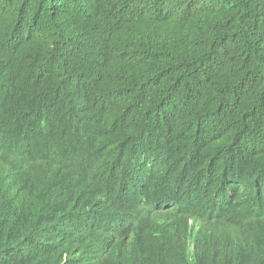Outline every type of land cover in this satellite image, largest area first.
I'll return each instance as SVG.
<instances>
[{"label":"trees","instance_id":"obj_1","mask_svg":"<svg viewBox=\"0 0 264 264\" xmlns=\"http://www.w3.org/2000/svg\"><path fill=\"white\" fill-rule=\"evenodd\" d=\"M172 190L264 227V0H0V264H147L103 233Z\"/></svg>","mask_w":264,"mask_h":264},{"label":"clouds","instance_id":"obj_2","mask_svg":"<svg viewBox=\"0 0 264 264\" xmlns=\"http://www.w3.org/2000/svg\"><path fill=\"white\" fill-rule=\"evenodd\" d=\"M172 191L166 198L136 199L131 205H136L144 218L127 224L123 221L109 224L110 229L103 233L108 248L121 245L124 238L125 242L139 249L138 254L146 259L147 264H169L177 253L186 254L187 264L218 261L231 264L238 248L245 249L249 255L256 251L264 253V227L261 219L256 220L255 213L247 220L248 232H251L248 241L234 234L221 218L200 220L187 217L178 191ZM205 227L207 235L203 236L200 229Z\"/></svg>","mask_w":264,"mask_h":264}]
</instances>
